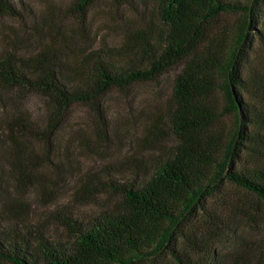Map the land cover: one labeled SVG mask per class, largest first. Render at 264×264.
<instances>
[{"label":"trees","instance_id":"trees-1","mask_svg":"<svg viewBox=\"0 0 264 264\" xmlns=\"http://www.w3.org/2000/svg\"><path fill=\"white\" fill-rule=\"evenodd\" d=\"M98 2L142 11L145 19L117 44L100 43L78 57L54 42L33 55L4 54L0 133L18 150L25 138L51 143L60 120L85 105L105 137L99 100L107 92L176 71L171 93L146 129L148 148L87 176L90 198L113 197L107 208L86 219L63 216L60 240L22 219L0 217V263L264 264V0H73L72 6L83 19ZM18 3L0 0V19L21 17ZM6 88L49 100L44 129L5 114ZM227 185L251 200L230 198ZM242 215L261 225L259 235L238 236Z\"/></svg>","mask_w":264,"mask_h":264},{"label":"rangeland","instance_id":"rangeland-1","mask_svg":"<svg viewBox=\"0 0 264 264\" xmlns=\"http://www.w3.org/2000/svg\"><path fill=\"white\" fill-rule=\"evenodd\" d=\"M17 2L23 4L18 7L21 17L0 19V58L9 51L33 55L51 42L78 57L100 43L117 44L124 32L145 19L142 11L136 14L109 2L92 5L83 19L75 14L73 0ZM175 72L125 91L107 92L99 100L105 137L92 109L85 105L72 107L60 120L51 143L42 137L25 138L18 150L0 133V217L10 223L22 219L28 226L44 228L46 238L60 240L66 235L63 216L86 219L107 208L113 197L103 193L90 198L87 176L148 148L146 129L165 108ZM1 98L6 115L27 118L39 129L46 127L52 107L45 96L6 88ZM227 191L230 198L251 200L230 185ZM249 217L242 215L238 222L243 240L256 237L262 229Z\"/></svg>","mask_w":264,"mask_h":264}]
</instances>
